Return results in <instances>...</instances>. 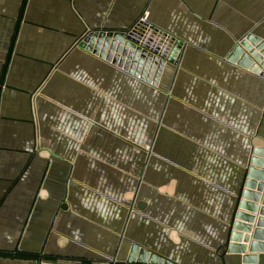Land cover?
I'll return each mask as SVG.
<instances>
[{
    "label": "crops",
    "instance_id": "1",
    "mask_svg": "<svg viewBox=\"0 0 264 264\" xmlns=\"http://www.w3.org/2000/svg\"><path fill=\"white\" fill-rule=\"evenodd\" d=\"M181 42L152 86L80 48L136 22ZM264 40V0H0V264H173L226 252L264 78L231 60ZM256 264H264V253Z\"/></svg>",
    "mask_w": 264,
    "mask_h": 264
},
{
    "label": "water",
    "instance_id": "2",
    "mask_svg": "<svg viewBox=\"0 0 264 264\" xmlns=\"http://www.w3.org/2000/svg\"><path fill=\"white\" fill-rule=\"evenodd\" d=\"M78 46L157 86L165 63H177L181 42L138 21L125 32L87 33ZM231 60L264 78V40L253 35L245 36L235 47ZM230 230L227 254L239 255L240 264H256L257 254L264 253V150L253 151ZM126 264L173 263L132 245Z\"/></svg>",
    "mask_w": 264,
    "mask_h": 264
},
{
    "label": "trees",
    "instance_id": "3",
    "mask_svg": "<svg viewBox=\"0 0 264 264\" xmlns=\"http://www.w3.org/2000/svg\"><path fill=\"white\" fill-rule=\"evenodd\" d=\"M122 264H126V263H122Z\"/></svg>",
    "mask_w": 264,
    "mask_h": 264
}]
</instances>
